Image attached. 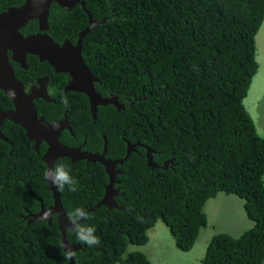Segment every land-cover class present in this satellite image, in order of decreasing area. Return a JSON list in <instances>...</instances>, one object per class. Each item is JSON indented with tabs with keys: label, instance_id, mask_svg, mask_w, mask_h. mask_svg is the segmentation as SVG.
<instances>
[{
	"label": "trees",
	"instance_id": "16d2710c",
	"mask_svg": "<svg viewBox=\"0 0 264 264\" xmlns=\"http://www.w3.org/2000/svg\"><path fill=\"white\" fill-rule=\"evenodd\" d=\"M22 1L0 0V13ZM81 1L94 21L106 19L81 41L84 63L98 79L96 92L115 96L124 107L100 106L92 120L84 94H62L67 74L41 63L58 102L47 106L48 114L67 113L72 136L60 137L66 146L101 153L104 137L106 158L112 160L123 158L128 144L135 150L118 166V209L88 211L108 183L101 164L67 158L54 163L76 181L75 191L57 188L65 215L72 221L82 209L86 217L76 221L85 236L93 228L99 240L90 245L68 229V242L81 246L72 252L73 264H150L139 251L122 256L128 245H146L158 221L176 247L189 252L207 225L204 205L220 193L243 200L253 226L236 238L214 235L201 263L264 264V137L243 105L258 71L255 37L264 0ZM87 25L80 5L50 6L47 34L54 42L74 44ZM36 28L33 20L21 32ZM24 134L17 127L6 135L13 144L0 140V264H67L56 216L50 223L25 218L41 201L44 207L53 201L43 152L20 153L12 140ZM146 148L154 168L146 165Z\"/></svg>",
	"mask_w": 264,
	"mask_h": 264
},
{
	"label": "water",
	"instance_id": "95a60500",
	"mask_svg": "<svg viewBox=\"0 0 264 264\" xmlns=\"http://www.w3.org/2000/svg\"><path fill=\"white\" fill-rule=\"evenodd\" d=\"M52 4H56L67 10L80 5L86 13L88 25L78 33L74 44L68 40L58 44L49 36L42 34V32L48 29L47 19ZM34 19L38 21L39 33L27 37L22 36L19 30ZM105 21L106 19L94 21L89 11L86 10L84 2L81 0H25L20 7L9 8L0 13V90L9 96L10 99L14 100L17 106L16 117L20 125L26 130V136L29 140L32 141L34 139L35 142L39 141L38 129L35 126L32 127V125L40 124L42 120L37 118L36 111L31 104L33 94H25L21 83L15 78L8 61V53L11 55V60L20 63L24 62L28 54L36 56L40 62H46L51 66L56 73L67 74L69 82L65 90L84 94L88 99L91 116L93 119H96L98 106L112 105L117 110L124 107L115 96L102 97L95 91L94 83L98 79L86 66L81 54V41L84 36L95 26L105 23ZM42 98L48 100L47 94L43 95ZM63 123L66 125L64 120ZM63 127L60 123H48V153L44 154L42 161L48 166V169L53 168L54 163L61 158H68L72 163L82 160L88 163H100L104 167L108 183L105 186V192L101 200L95 207L89 208L88 211H94L101 206H106L108 209H118L119 207L114 200L117 195L113 186L116 183V176L120 174V170H116L115 168L121 165L131 152L135 150V145H127L124 158L110 160L105 157L106 143L104 137V144L100 154L82 151L81 146L73 148L60 144L57 141L58 136L55 132ZM44 133L45 131L41 132V134ZM146 150L147 167H156L152 162L150 149L146 148ZM169 163L171 161L165 162L163 168H167V164ZM46 183L47 189L51 193L53 204L48 207V211H45L41 204L40 212L29 215L32 217L29 223L38 220H48V223H50L51 217L55 215L61 234V246L68 257L67 264H73L72 252L80 250L81 246L69 243L66 238V231L68 229L74 230L75 225L65 215L57 187L50 181L46 180ZM76 223L80 224L81 220L76 221Z\"/></svg>",
	"mask_w": 264,
	"mask_h": 264
},
{
	"label": "rangeland",
	"instance_id": "374dc122",
	"mask_svg": "<svg viewBox=\"0 0 264 264\" xmlns=\"http://www.w3.org/2000/svg\"><path fill=\"white\" fill-rule=\"evenodd\" d=\"M255 59L258 71L254 76L243 105L250 115L256 132L264 137V20L255 37ZM207 225L199 232L194 247L189 252L180 251L171 233L162 221H158L149 230V241L144 246H129L122 258L128 253L143 252L151 264H202L209 240L216 234L225 233L239 237L252 228L253 223L247 218L243 200L220 193L209 199L204 205Z\"/></svg>",
	"mask_w": 264,
	"mask_h": 264
},
{
	"label": "flooded vegetation",
	"instance_id": "af4514ba",
	"mask_svg": "<svg viewBox=\"0 0 264 264\" xmlns=\"http://www.w3.org/2000/svg\"><path fill=\"white\" fill-rule=\"evenodd\" d=\"M24 1L25 0H23L22 3L20 2L21 4L18 3L19 5H17V6H12L9 8H18L24 3ZM9 8H7V9H9ZM31 21H33V20H31ZM34 21H36V24H37L36 30H34L33 32H31L28 35H24L21 32V30L24 29V27L28 24L27 23L24 27H22L19 30V32L22 34V36L27 37V36L36 35L39 33L38 21L36 19H34ZM47 25H48V19H47ZM47 31H48V29L46 31L42 32V34L48 36ZM8 61H9V64H10L12 70H13V74H14L15 78L22 85L23 92L27 95H29L31 93L33 94V99L31 100V104L36 111L37 118L39 120H42V122L40 124H33L32 125V127L35 126L38 129L39 137H40L39 141L35 142L34 139L32 141L29 140L26 136V130L20 125V122L18 121V119L16 117L17 106H16L14 100L10 99L9 96H7L2 90H0V140L6 141V142L9 141L12 143V141H10L9 138H6V135L9 136L18 127L20 130H23L25 133L24 134L25 139L12 138V140L14 141V144H17V147L19 148L18 151L20 153H23V154H25L26 153L25 151H27L28 149L30 150V152H35V153L43 152V154L41 156V160H42V157L44 156V154L48 153V123L49 124L60 123L64 126L63 128H61L55 132V134L58 136L57 141L60 144H62V142L60 141V137L63 134L66 133V134L72 136V127L70 125L68 115L66 112H64L60 117H55L53 115L48 114L47 106L49 104L57 105L58 102L55 99V97L53 96V94L50 92L51 88L49 86H50V78L51 77L48 74H44L43 72H45V71L42 70L43 65H41V63H46V62H40L38 57L28 54L25 57L24 62L20 63V62H16V61L11 60V55L9 53H8ZM37 71H39V72L42 71V73L36 74ZM46 73H48V71H46ZM54 73L55 74H61V73H56L55 71H54ZM68 82H69V76H68V81H67L66 85H64L63 88L61 89L62 94L63 93L65 94L67 92H72V91L65 90V87L67 86ZM97 82H95V83H97ZM95 83H94V85H95ZM45 94H47L48 100H45L44 98H42V96ZM104 97H106V96H104ZM42 103H44L45 105H43ZM98 107H100V106H98ZM38 110H41L42 114H40L38 112ZM89 112H90V110H89ZM90 115H91V113H90ZM91 118H92V116H91ZM63 120L65 121L66 125L63 123ZM92 120H95V119L92 118ZM52 128H54V127H52ZM42 131H45V133L41 134ZM62 145H64V144H62ZM64 146H66V145H64ZM80 146L82 149L83 146L82 145H80ZM35 147H36V149H35ZM66 147H72V146H66ZM73 148H76V147H73ZM82 151H85V150H82ZM88 153H90V152H88ZM105 157H106V155H105ZM107 159H109V158H107ZM110 160H112V159H110ZM44 165H45V170L48 169V166L45 163H44ZM146 165H147V163H146ZM115 169L120 170L118 168V166ZM116 178H117V176H116ZM44 180L46 182L45 178H44ZM117 182L118 181L116 179V183ZM116 183H114V185ZM114 189L116 191V195L118 196L119 195L118 189L117 188H114ZM36 199L40 201V198L36 197ZM41 204H42L43 209L45 211H48V207H44L43 203L41 201L39 204L38 211L36 213H29L28 216L25 218L28 219L30 217V220H31L32 217L29 215H34V214H37L38 212H40ZM19 216L22 217L21 215H19ZM43 221H46L48 223V220H43Z\"/></svg>",
	"mask_w": 264,
	"mask_h": 264
},
{
	"label": "clouds",
	"instance_id": "9594fccd",
	"mask_svg": "<svg viewBox=\"0 0 264 264\" xmlns=\"http://www.w3.org/2000/svg\"><path fill=\"white\" fill-rule=\"evenodd\" d=\"M66 102L67 101L65 100V103ZM44 177L47 181H50L52 184H54L61 191L63 190L65 185H68L70 187L71 191L76 190V188H75L76 181L73 180V178L70 175L69 170L62 164H57L53 168L46 169L44 172ZM70 217H72V214H70ZM82 217H86V213L82 209H77L75 216L72 217V221H71L72 224L75 225V230L77 231L78 235L90 245L99 243L98 238L95 237L94 235H92V233L94 232L93 228H88L87 229L88 235L85 236L84 235V228L76 223V220L79 218H82ZM129 246H136V245H128L127 248ZM127 248H126V250H127Z\"/></svg>",
	"mask_w": 264,
	"mask_h": 264
}]
</instances>
